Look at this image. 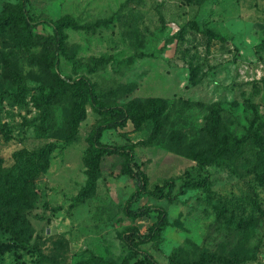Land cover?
I'll return each instance as SVG.
<instances>
[{"label": "rangeland", "instance_id": "1", "mask_svg": "<svg viewBox=\"0 0 264 264\" xmlns=\"http://www.w3.org/2000/svg\"><path fill=\"white\" fill-rule=\"evenodd\" d=\"M19 2L0 0V160L48 152L0 230V264H148L121 236L147 232L156 207L166 224L138 247L159 264H264V0ZM65 15L92 26L64 27L55 61L50 21ZM79 77L113 110L94 109ZM118 107L130 117L100 142L146 175L137 217L125 154L89 144Z\"/></svg>", "mask_w": 264, "mask_h": 264}, {"label": "trees", "instance_id": "2", "mask_svg": "<svg viewBox=\"0 0 264 264\" xmlns=\"http://www.w3.org/2000/svg\"><path fill=\"white\" fill-rule=\"evenodd\" d=\"M19 6L21 12L26 10L25 0H20ZM24 20L26 22L25 24L29 27L28 19L25 18ZM7 21L8 19L6 18L4 22L6 23ZM50 22L53 32L52 58L55 61H57V51L60 49L64 37V34L62 32V29L64 27H71L75 29H89L92 26V24L90 23H78L69 15H65L59 20ZM76 82H80L85 87L86 98L94 109L106 110L113 108L111 106L102 105L98 101L94 87L87 79L79 77ZM117 109L118 111L113 118L104 123L96 125L92 129L89 135V144L90 147L97 153L112 152L125 154L128 170L133 173L135 177H137L138 182L137 188L131 193L129 197L125 211L128 215L137 217L146 214L151 209L150 205L140 206L137 209H132L130 207V202L134 201L139 195L146 192V175L139 168V166L135 162H133L131 155L127 150H124L120 146H113L100 142V135L105 128L125 125L126 121L130 117L123 107H118ZM254 142L259 148L261 154H263L264 159V141L255 139ZM236 147V143L232 147L227 144H222L209 156L206 162L213 163L218 154L224 150L235 153ZM47 152V149L40 152H31L26 150L16 151L14 153L16 157L15 162L11 166L6 168L2 165L0 160V230L8 231L14 227V224L19 217V211L15 210L16 205H14L13 203L17 201V198L21 193L27 192L30 177L46 166L47 160H45V155L47 154ZM94 161L95 157H93L92 159V162ZM153 192L156 194H162V185H156V187L153 189ZM156 209L158 211L157 219L150 224L147 232L141 233L134 227H130L125 230L121 236L123 242L131 251L143 254L142 260H144L148 264L159 263L152 257V255L148 251L139 249L138 244L148 241H157L159 239L160 231L162 230L164 224H166L167 220L165 211L159 207H156Z\"/></svg>", "mask_w": 264, "mask_h": 264}]
</instances>
